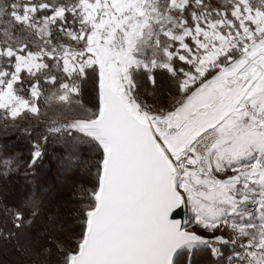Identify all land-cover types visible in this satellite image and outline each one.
<instances>
[{"label":"snow or ice","instance_id":"6c2138e0","mask_svg":"<svg viewBox=\"0 0 264 264\" xmlns=\"http://www.w3.org/2000/svg\"><path fill=\"white\" fill-rule=\"evenodd\" d=\"M21 131L0 264H264V0H0V135ZM50 139L88 149V182L14 191Z\"/></svg>","mask_w":264,"mask_h":264},{"label":"trees","instance_id":"16d2710c","mask_svg":"<svg viewBox=\"0 0 264 264\" xmlns=\"http://www.w3.org/2000/svg\"><path fill=\"white\" fill-rule=\"evenodd\" d=\"M145 99L150 97L145 96ZM85 102L92 103L90 95L85 96ZM42 131V129L33 130V138H35L36 133ZM0 145L6 146L5 151L7 153L19 152L23 154V158L27 159L29 153V147L27 144V137L21 132L9 133L7 137L0 135ZM91 156V153L84 146H79L73 150L65 147L62 142H58L56 139H50L46 149V155L43 162L39 165L36 175L30 176L27 179L23 176L15 177L11 184L14 191H19L22 188L29 186V181H34L38 184L41 190H45L60 183H67L73 178H78L83 182L87 183L90 179L87 174V170L82 163V161L87 160ZM47 180L54 181L51 186H45ZM2 183V181H0ZM61 194L56 193V196L49 201L52 203L55 199L60 197ZM61 210L64 213H71L74 209L72 207V202L77 199L73 196L70 191L62 192ZM224 255L219 258L220 264L226 263V255L230 252L227 246H222ZM186 257V256H185ZM215 258L211 257L207 249H202L198 251L192 257V264H211ZM187 257L183 264H187Z\"/></svg>","mask_w":264,"mask_h":264},{"label":"rangeland","instance_id":"374dc122","mask_svg":"<svg viewBox=\"0 0 264 264\" xmlns=\"http://www.w3.org/2000/svg\"><path fill=\"white\" fill-rule=\"evenodd\" d=\"M88 103V102H87ZM91 104V103H90ZM53 113H50V115H52ZM52 184H54V181H51V180H47L46 181V183H45V186L47 187H49V186H51ZM58 194H61V192H58ZM228 247V246H227ZM229 248V247H228ZM228 251L230 252V249H228ZM228 255H230V253L228 254ZM228 255H226V260H227V257H228ZM222 257V256H221ZM220 258V257H219ZM185 259H186V257H184V261H185ZM188 259V258H187ZM226 263H227V261H226Z\"/></svg>","mask_w":264,"mask_h":264}]
</instances>
